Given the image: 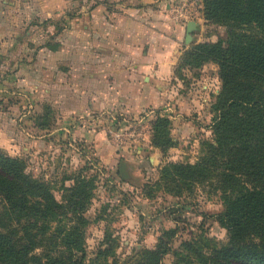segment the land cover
I'll use <instances>...</instances> for the list:
<instances>
[{"label": "trees", "instance_id": "1", "mask_svg": "<svg viewBox=\"0 0 264 264\" xmlns=\"http://www.w3.org/2000/svg\"><path fill=\"white\" fill-rule=\"evenodd\" d=\"M202 16L205 23L225 26L226 37L188 44L174 72L217 64L221 85L212 105L211 137L201 142L195 163L164 162L154 184L164 182L168 191L179 195L196 183L216 179L210 185L219 190L223 202L215 217L227 231V244L200 250L199 241H183L172 251L175 264H264V0H202ZM48 108L35 119L41 128H47ZM170 126L167 116L157 114L147 146L165 154L175 144ZM23 168L20 158L0 148L5 215L22 224L20 236L15 229L9 234L0 231V264H108L82 253L93 176H75L64 188V204H59L47 184ZM42 240L45 245L52 242L44 257L32 252ZM166 245L160 239L142 250L141 263L161 264L170 250Z\"/></svg>", "mask_w": 264, "mask_h": 264}, {"label": "crops", "instance_id": "2", "mask_svg": "<svg viewBox=\"0 0 264 264\" xmlns=\"http://www.w3.org/2000/svg\"><path fill=\"white\" fill-rule=\"evenodd\" d=\"M199 17L202 0H0V148L28 149L48 106L97 148L96 122L162 108Z\"/></svg>", "mask_w": 264, "mask_h": 264}, {"label": "rangeland", "instance_id": "3", "mask_svg": "<svg viewBox=\"0 0 264 264\" xmlns=\"http://www.w3.org/2000/svg\"><path fill=\"white\" fill-rule=\"evenodd\" d=\"M197 23L189 44L226 37L225 26L205 23L200 17ZM174 75L176 79L169 84H173L174 98L162 108L110 114L102 123L96 122L104 130L98 148L94 139L89 142L69 134L78 120L66 123L70 132L60 127L61 133H55L61 122L55 125V106H48L47 128L28 135L32 139L28 149L10 154L21 159L31 178L47 184L59 204H64V188L72 185L75 176H93L82 229L85 258L104 259L108 264H142L139 253L163 239L170 250L161 264H175L172 251L183 241H199L200 250L227 244V231L215 217L223 208L220 192L212 186L216 179L210 180L212 185L210 181L196 183L179 195L168 191L164 182L154 184L164 162L198 160L201 142L211 137L212 105L221 85L218 66L213 62L180 68ZM157 114L171 121L170 136L175 144L165 154L147 146ZM21 225L6 217L0 197V231L9 234L15 229L20 236ZM167 231L172 234L168 236ZM36 243L32 252L40 257L52 247V242ZM104 249L108 252L103 253Z\"/></svg>", "mask_w": 264, "mask_h": 264}, {"label": "water", "instance_id": "4", "mask_svg": "<svg viewBox=\"0 0 264 264\" xmlns=\"http://www.w3.org/2000/svg\"><path fill=\"white\" fill-rule=\"evenodd\" d=\"M197 22L194 20H188L185 25V37H184V42L185 44H189L190 41L192 40V32L197 29Z\"/></svg>", "mask_w": 264, "mask_h": 264}, {"label": "built area", "instance_id": "5", "mask_svg": "<svg viewBox=\"0 0 264 264\" xmlns=\"http://www.w3.org/2000/svg\"><path fill=\"white\" fill-rule=\"evenodd\" d=\"M190 15H191V14H190V13H188V16H187V17H190Z\"/></svg>", "mask_w": 264, "mask_h": 264}]
</instances>
